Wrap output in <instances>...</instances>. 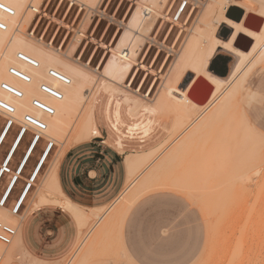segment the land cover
Wrapping results in <instances>:
<instances>
[{"label":"rangeland","instance_id":"374dc122","mask_svg":"<svg viewBox=\"0 0 264 264\" xmlns=\"http://www.w3.org/2000/svg\"><path fill=\"white\" fill-rule=\"evenodd\" d=\"M141 1L40 0L33 4L35 8L40 7V12L31 10L30 21L18 35L16 51L36 56L38 61L29 66L32 79L26 85V94L21 101L29 113L26 117L13 118L16 122L0 149V162L23 126L57 141L54 150L61 152L71 148L62 146L64 143L72 144L91 137L92 132L83 138L79 135L95 98L100 99L99 104H104L111 95L122 99L128 96L132 102H138L140 107L135 111L141 115L148 106L158 108L155 102H160L161 94L167 93L171 105L166 104L152 117L154 128L145 142L124 139V149L128 151L141 147L154 149L167 140L155 153L158 158L144 173L146 176L152 170L157 172L156 177L153 174L146 179L151 180V185L148 187L146 184L150 183L147 181V187L139 184L144 180L141 176L121 199L107 211L99 213L103 214L102 219L98 220L97 214L90 216L84 229L87 234L84 245L78 253L59 264H264V104L254 100L252 104L255 106L242 103L240 108H245L255 117L254 125L263 134L256 135L247 130L239 118L240 111L233 115V105L241 102L242 95L230 97L226 102L233 85L226 83L210 106L193 108L181 130L197 114L203 113V121L225 104L220 115L208 121L194 135L192 132L197 126L183 134L181 130H175L179 116L176 105L179 99L175 97L183 94L182 90L193 77V72L187 70L171 92L166 88L167 80L185 43L198 27H204L203 13L211 0H160L162 17L153 30L138 38L139 65L122 81L112 80L105 70V61L113 55V49L118 47L121 38L126 44L136 34L135 18L140 10H145ZM244 1V7L249 10L257 8V16L261 17L258 9L264 6V0ZM33 31L35 38L30 35ZM79 31L82 36L77 37ZM223 32L224 26L221 25L217 34L223 36ZM236 57L220 49L211 60V66L220 72L224 68V72L218 75L226 78L237 61ZM258 59L251 56L248 61L252 63ZM258 65L264 66V59L259 60ZM26 75L29 79L27 72ZM43 84L60 92L62 98L48 94L42 89ZM36 102L53 108L54 113L45 112ZM123 105L126 107L124 102ZM7 117L3 113L0 118V132ZM27 117L44 122L47 129L40 132L27 122ZM50 123L56 127L51 129ZM235 123L238 127L233 136ZM33 133L29 131L25 135L11 167L18 165ZM100 133L103 138L87 140H91L95 149L107 148L112 164L117 165L118 161L121 170L125 168L128 175L123 152L116 145L115 136H111L103 125H100ZM183 142L187 144L179 147ZM228 142L230 146L236 144L237 148L233 145L231 149L227 148ZM217 143L226 148L215 147ZM44 145L45 140L42 139L23 173L24 177L30 174ZM235 148L234 160L231 151ZM219 149H223V153H217ZM216 153L221 157L217 159ZM223 155L229 156L228 159ZM54 159L52 156L43 170L38 181L40 186L53 170ZM166 159L167 162L163 163ZM217 160L223 171L219 170ZM238 160H242L241 163ZM50 176L45 179L44 186ZM8 182L6 176L0 182V199ZM23 184L24 181L20 180L6 204L7 208H12Z\"/></svg>","mask_w":264,"mask_h":264},{"label":"bare ground","instance_id":"6f19581e","mask_svg":"<svg viewBox=\"0 0 264 264\" xmlns=\"http://www.w3.org/2000/svg\"><path fill=\"white\" fill-rule=\"evenodd\" d=\"M39 1L40 0H0V5L3 7V8L0 7V116L1 114L3 116V113H5L8 116L7 121L5 122L0 132V146L6 134L14 126L12 124H15L16 122L13 118H20L18 116L26 117L29 113V109L21 105V101L26 94L25 87L32 79V75L29 72V66L31 65L34 66V64L27 62L26 60L21 58L20 55H23L29 58L36 64L38 63V61L36 59V56H29L26 53H23L20 51L16 52V51L18 47L17 46V41L19 38L18 35L19 33L23 32L25 25L30 21L32 17L31 10H33L34 13H39L40 11V7L37 6L35 8V6L33 5L34 3H37ZM140 4L144 5L145 10H140L139 15L136 16L135 18V25L137 28L136 34L126 44H124V40H123L124 38H121L120 42L118 43V47L116 49H113V55L109 58V60L105 61V70L107 71V74L110 76V78L114 81H122L125 78L126 74L131 73L135 69V67L139 65L137 63V58L139 54L138 49H137L138 38L140 36H143L146 31L153 30L155 28V25H157L156 23L158 22L159 17L160 18L162 17V12H161L162 5L160 4V0H142ZM243 4H245L244 0H226L225 2L224 0H211V2L207 4L205 11L203 13L204 18L202 19V23L204 24V27L203 26L198 27L194 35H192L188 41L186 40L187 43H185L186 44L185 47L183 48L182 52L179 54L177 61L175 65L173 66L171 74L167 80V85H166L167 90L171 92V90H173L172 88L176 87V85H178L181 82V80L184 78V75L186 74L187 70H191L193 72V77L188 81L185 88L182 90L183 94L180 97H177V96L175 97L179 99V102H177L176 104L178 108V115H179V116L177 115L178 119H177V123L175 126L176 131L179 132L181 130L182 125L186 121V117L190 118L191 111L193 110V108L210 106L212 102L215 100L217 93L221 90V88L226 83H233L228 93L227 99L225 100L226 102L228 101L230 97L236 98L242 95V91H243L247 76L251 74L253 69L257 66V62L261 59H264V6L258 9L260 11L258 15H260L262 17L261 18L257 16V12L255 11L257 8L254 10H249L246 7H244ZM221 25L224 26L223 33H225V35L228 36L226 39L223 36H219L217 34V30H219V27H221ZM34 31L30 33L32 37H34ZM80 36H82L81 31L78 32L77 37H80ZM220 49L230 52L231 54H233V56L234 55L237 56L236 57L237 61L233 65L229 75L226 78L219 76L218 73L214 71V69H210V66H209V64L212 65L211 60L213 59L217 51ZM13 54H16L18 56H12ZM251 56H257V59L259 58L258 61L255 60L252 63H249L248 60L250 59ZM53 58L55 59L56 57L54 56ZM103 64H104V61L102 62L101 65ZM208 66H209V69H208ZM14 71L15 72L17 71L18 74L14 73ZM26 72L29 75V79H26V77H28L26 75ZM198 77H202L208 83V85L212 87V90H213L210 98L206 102L201 103V104H199V102L197 103V100H195L193 93L191 91V88ZM132 82L133 81L131 80V83ZM160 102H161L160 105H163V106H166V104L171 105V103H168L169 96L167 93L161 94ZM136 104L139 106L138 103ZM224 105L225 104H221L219 108L213 111L211 115L203 121H201L203 117V113L197 114L181 130L182 131L181 134L186 133L194 126H197V127H195V130L194 132H192V134L197 133V131L200 132L201 131L200 129H202V127L204 128L208 121H210L211 119L217 117L218 115L222 113L223 110L221 107H223ZM159 110L160 109L158 108H152V106H148L146 108V111L150 112L153 115H155L157 111ZM239 118L240 119L242 118L249 132L256 134V135L262 134L257 128H255L249 122L248 118L243 112H241ZM50 124L52 125L51 129L56 127L55 124L53 123H50ZM26 125L28 124L26 123ZM237 127L235 123L234 128H233V131H234L233 136H235V131ZM23 128L27 130V126H23ZM23 128L19 130V132L17 133L16 139L11 147V151L6 156V158L3 160L2 166L0 168V180L3 174L6 173V171H9L10 169L8 167V164L10 162L11 156L13 152L16 150L23 135L26 132V131L24 132ZM80 128H81L80 135H79L80 138L86 137L89 134H91V132L96 131V128L93 124V119H92V107L86 113L85 120ZM175 130L173 131L174 133H176ZM40 132L42 131L40 130ZM174 135L172 134V136ZM171 138L172 137H170V139ZM188 139L189 138H187V140ZM237 139L238 141H241L239 140V138ZM189 140H191V138ZM166 142L167 140L157 145L154 149L151 148L143 152H133L132 154H130V156L132 157H130L127 160L128 167H129V176H128L127 186L125 190L120 194V196L114 202H112L109 206H100V207L94 208L95 214L98 215V218H99L98 220L103 218V214H99L100 212L103 213L105 212V210L107 211V209H109L111 206H113L114 203H116L119 199H121L127 193V191L133 185H135L138 180H140L141 176H144V173L146 172V170L155 162V160L159 156V155H156L155 153L157 152L159 148H162V146ZM37 143L38 142L34 143L33 140L29 143L30 146L27 150V153L25 154L19 167L16 169L15 174L11 177V180L8 183L7 187L5 188L3 195L5 193L6 194L8 193V196L10 195L12 188L14 187L15 183L18 180V175L21 173L29 155L31 154L33 148L35 147ZM220 143H221V140H220ZM223 143H227V142H223ZM185 144H187V142H183L182 144L179 145V147L182 148V146H185ZM232 145L230 146V143H229V146L227 145V148L229 147L231 149ZM235 145H233V147H236ZM217 146H219L220 149L223 147L222 144L221 145L215 144V147ZM246 147H247V142H246ZM223 148H226V146H224ZM236 148L235 150H233L234 149L233 148L232 151L229 150L232 152L231 153L232 156H233V152L234 151L236 152ZM213 149L215 150V148ZM220 149L218 150L217 153H220V152L223 153V149L221 151ZM217 153L215 154L216 155L215 157L218 159V157H221V154L220 156L217 157V155H219ZM226 153L225 154L228 155L227 151ZM234 154L237 155L238 152L237 154L236 153ZM226 155H223V156L224 158L226 157V159H228L229 156H226ZM43 157L44 156L42 155V164L45 161L47 156H45L44 158ZM235 158L236 157H234V160ZM222 159L220 160L221 162H222ZM167 160L168 159L164 160L163 163L167 162ZM208 161L209 160H207L206 163ZM238 161H240L241 163L242 160H238ZM215 162L219 164V167H220V162L218 160ZM207 165L208 164H206V167ZM40 168L41 167H39V169ZM260 168L261 167H259V169ZM215 169L217 168L215 167ZM228 169H229V166H228ZM219 170H222L221 167ZM155 172L156 171L152 170L149 173H147L146 176H144L143 178L145 181L141 180L142 182H139V184L143 183L142 185H144V187H147L146 185H148L149 187L151 185L150 183L151 180L150 179H149L150 181H147V180L148 178L152 177L153 174H154V177H156ZM240 174H243V173H240ZM246 175L247 174H245V176ZM36 176L37 174L35 175V178ZM15 177H17V179L15 182H13L15 180ZM145 182L150 183V184L145 185ZM154 182H156V180ZM138 185H137V188H138ZM141 186L139 187L141 188ZM137 188L135 189L136 192L138 190ZM143 189H140V190L142 191ZM56 193H61L60 185H59L58 179L56 178L55 174H52L50 178L47 179L45 186H44L43 196L45 197V199L43 197L42 198L43 200H48L49 198H53L56 195ZM72 212L78 219L79 223L81 225H84V223L87 220V216L83 213H80L79 211L78 212L75 211V209L73 208H72ZM0 220L13 225L12 222H14L13 221L14 219L10 211L5 205L0 206ZM86 237H87V234L85 233V235L80 238L78 245L76 246V249L73 252L74 255L80 251L81 247L85 243ZM9 245H5L0 242V250L3 252V253L0 252L2 255L1 264L6 263V259L4 258V252H5V249Z\"/></svg>","mask_w":264,"mask_h":264},{"label":"crops","instance_id":"0c3cea01","mask_svg":"<svg viewBox=\"0 0 264 264\" xmlns=\"http://www.w3.org/2000/svg\"><path fill=\"white\" fill-rule=\"evenodd\" d=\"M244 87L245 90L242 92L241 102L236 106L233 105V115H236L237 111L243 112L249 122L255 127V117L250 115L245 108H240L242 103H246L252 107L255 106L252 104L254 100L264 104V100L262 99L264 94V66L258 65L254 68L251 74L248 75ZM99 101V98H95L92 104V119L96 131H93L91 137L87 139L102 137L100 125L105 126L109 134L115 136L116 145L123 152V161L127 166L128 175H126L125 168L121 170L118 161V166L112 164L111 154L107 148L103 150L95 149L93 144H91V140L84 139L67 145L64 143L62 146H70L71 148L61 152L54 150L58 143L54 141L55 144L39 169L34 183L25 196L19 213L13 214L11 211L12 208H8L14 219L12 223L17 227L18 232L14 242L5 249V264H59L72 255L80 238L85 235L83 230L90 216L95 215L94 208L109 206L125 190L129 176L127 160L132 157L130 154L151 149L141 147L140 149H132L130 151L125 150L124 139H138L140 143L145 142L144 139L151 135L154 128L155 120L152 118L154 116L153 114L143 109L144 113L139 115L135 111V109L140 107L136 104L138 102H132L128 96L122 99L111 95L104 104L103 102L99 104ZM123 102L126 107H124ZM155 104H157L158 109L164 107L163 105H159L161 102L156 101ZM9 132L6 134L0 149ZM24 137L25 135H23L19 145L13 152L8 164L11 172L4 173L0 182L5 176L10 182L12 175L27 153L30 145L26 148L16 168L11 167L14 156ZM105 142L106 140L103 139V143ZM13 143L9 147L3 160L11 151ZM46 144L45 141L43 150L30 174L24 177L23 173L38 146L37 144L35 145L20 173L19 179L12 188L9 198L19 181L23 180L24 184L19 195L21 194L27 180L36 169ZM52 156L55 157V166L46 178L51 174H55L60 185L61 193H56L53 198L43 200V198L45 199L43 189L46 178L43 180V183L41 181V186L38 181L42 178V172ZM3 160L0 162V168ZM72 208L87 216L84 225L79 223L72 212Z\"/></svg>","mask_w":264,"mask_h":264},{"label":"built area","instance_id":"2783aa9c","mask_svg":"<svg viewBox=\"0 0 264 264\" xmlns=\"http://www.w3.org/2000/svg\"><path fill=\"white\" fill-rule=\"evenodd\" d=\"M0 7H2L0 5ZM3 8V7H2ZM40 12V11H39ZM21 58H23L24 60H26L27 62L31 63V64H36L35 62H33L32 60H30L29 58L23 56V55H20ZM14 73L18 74L17 72L14 71ZM23 77V76H22ZM24 78V77H23ZM42 89L44 91H46L48 94H51L53 96H55L56 98L58 99H61L62 98V94L58 91H56L55 89L43 84L42 85ZM36 105L40 106L42 109H44L45 112L49 113V114H53L54 113V109L53 108H50V107H47L46 105L44 104H41L39 102H36ZM2 117V114L0 116V118ZM27 122L33 124L36 126V128L38 130H41V131H44L47 129V126L44 122H40L38 120H33L29 117H27ZM11 125V123H10ZM12 125H15V124H12ZM25 134L26 135L29 131H34V133L32 134V138L30 140V142L33 140V142H38L37 145L39 144V142L43 139L46 141V147L42 153V155L45 157V156H48L50 150L52 149V147L54 146L55 142L54 141H51L49 138H45L44 136L38 134V132L36 130H34L33 128L31 127H27V130H25V128H23ZM42 155H41V158L36 166V169L33 171V173L31 174V176L29 177V179L27 180L21 194L19 195V197L17 198L16 202L14 203L11 211L14 213V214H18L20 209H21V206L23 204V201L25 199V196L26 194L28 193V191L30 190L32 184L34 183V178H35V175L37 174V172L39 171V167L42 166ZM43 157V158H44ZM10 172V169L9 171H6V173H9ZM20 177V174L18 175V179ZM17 179V177H15V180L13 182H15ZM4 193V192H3ZM3 196V197H2ZM1 196V199H0V206H3L7 204L8 202V193L6 194H2ZM8 197V198H7ZM17 227L16 226H13L12 224H9V223H6L2 220H0V242L5 244V245H9L11 244L16 235H17ZM1 261H2V255L0 253V264H1Z\"/></svg>","mask_w":264,"mask_h":264},{"label":"water","instance_id":"95a60500","mask_svg":"<svg viewBox=\"0 0 264 264\" xmlns=\"http://www.w3.org/2000/svg\"><path fill=\"white\" fill-rule=\"evenodd\" d=\"M260 27V25H259ZM223 37L226 39L228 36H226L225 34L223 35ZM210 69H214L211 65H210ZM215 71V69H214ZM217 73H223L224 72V68H222V71H216ZM202 78V77H198L197 80L195 81V83L193 84L191 91L193 93V96L195 98V100H197V102L199 103H204L206 102L211 94H212V87L208 85V83ZM208 85V86H207Z\"/></svg>","mask_w":264,"mask_h":264}]
</instances>
